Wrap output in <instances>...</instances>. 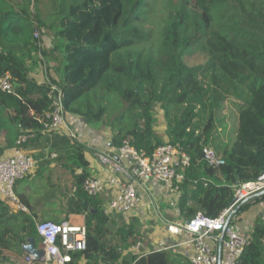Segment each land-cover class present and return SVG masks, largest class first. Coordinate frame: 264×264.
I'll return each mask as SVG.
<instances>
[{
    "label": "trees",
    "instance_id": "1",
    "mask_svg": "<svg viewBox=\"0 0 264 264\" xmlns=\"http://www.w3.org/2000/svg\"><path fill=\"white\" fill-rule=\"evenodd\" d=\"M56 1L55 35L63 42L56 83L64 110L95 127L108 125L114 147L129 139L139 151L152 154L165 143L154 130L155 108L161 106L168 142L192 159L181 183L180 217L190 219L198 212L217 217L232 203L235 182L264 173V0ZM30 11L0 0V75L9 73L14 83L11 93L0 88V156L38 142L56 151L58 161L82 168L69 203L85 214L87 248L66 252L70 260L65 264H191L172 248L124 255L122 249L141 239L139 219L127 222L123 214H105L100 195L84 191L90 177L85 144L58 131L43 135L52 86L39 83L28 66L41 47L40 28ZM197 51L207 55L206 62L188 64ZM228 100L239 110L237 134L220 163L210 165L204 148ZM24 133L31 136L18 144ZM19 199L27 210L12 211L0 201V264L6 252L13 255L10 264H27L22 245L30 237L37 244L39 215L27 197L20 194ZM262 199L264 193L256 194L239 211ZM239 264H264L263 219L253 226Z\"/></svg>",
    "mask_w": 264,
    "mask_h": 264
},
{
    "label": "built area",
    "instance_id": "2",
    "mask_svg": "<svg viewBox=\"0 0 264 264\" xmlns=\"http://www.w3.org/2000/svg\"><path fill=\"white\" fill-rule=\"evenodd\" d=\"M0 88L9 93L13 92L14 83L9 73L0 75ZM49 96L53 102L43 119L42 133L58 131L79 140L78 138L83 136L81 122L64 110L61 89L52 86ZM30 136L26 133L20 135L17 143H25ZM204 152L210 165L220 163V158L210 145L205 146ZM101 158L109 161L113 172L105 177H87L82 186L84 191L93 197L99 196L107 189H114V195L104 208L105 214H123L128 217L140 212L145 206H150L160 218L159 231L166 239L157 250L177 249L187 256L191 264H239L244 249L251 243V232L250 227L244 223L247 221L241 217L242 212H235V208L264 191V173L253 180L235 182L232 203L217 217L198 212L190 219H180L177 218L180 214L176 209L178 216L170 219L165 216L152 184L155 181L160 182L161 194L175 206L177 196L181 195V183L185 180L186 170L192 161L187 152L167 141L156 147L152 154H146L139 151L128 139L115 148V153L110 158H105V155ZM36 165V158L20 146L12 147L0 156V201L7 203L12 211L27 210L15 194L14 186L17 180L30 174ZM205 180L208 181L206 178ZM253 205L257 206L258 218L264 220V199ZM231 214L232 217L228 221ZM37 231L42 240L40 247L44 249L45 254L38 260L27 253V264H34L36 261L43 264H65L70 260L66 252L87 248L88 230L85 223L74 224L46 219L37 222ZM122 251L124 255L131 253L139 256L149 250L142 249V241L138 240ZM116 264L124 263L121 261Z\"/></svg>",
    "mask_w": 264,
    "mask_h": 264
},
{
    "label": "rangeland",
    "instance_id": "3",
    "mask_svg": "<svg viewBox=\"0 0 264 264\" xmlns=\"http://www.w3.org/2000/svg\"><path fill=\"white\" fill-rule=\"evenodd\" d=\"M7 1L16 7V9L23 8V6H26L28 10L31 9L30 12L33 15L34 20H36V25L40 28L37 31L36 36L40 40L41 47L33 53V63L32 60L28 59V66L30 67V70H32L31 74L33 78L39 83H48L51 84V86H58L56 82L60 81L63 68V42L62 39L55 35V29L57 26L56 18L58 15L57 1L35 0L34 4L28 3L27 0ZM206 60L207 55L202 51H197L193 55L188 56L187 63L190 65L203 64ZM234 100L237 101L238 99ZM238 113L239 110L235 105V102L228 100L219 115L218 127L213 134L211 143L209 144L214 148L219 158L221 157L223 150L232 144L237 134L239 124ZM72 116L76 117L74 115ZM155 117L156 121L154 123V130L160 136H164L166 142L168 141L166 135L167 121L164 117V110L159 105L155 108ZM100 125V127H95L93 125L90 126L94 128V131L104 133L105 135L107 134V137H109V126L103 123H100ZM84 127H87L88 130L92 129L88 125H82V128ZM95 128L98 131L95 130ZM80 138V141L85 140L84 137ZM2 140L1 142H3ZM47 159L50 163L56 161L59 164L68 163L66 164L67 169L64 168V166L60 168L55 167L54 170L46 168L37 174V163L36 167L30 172V174L23 179L17 180L14 186V191L18 198L21 194L29 199L30 203L33 205L34 211L39 215L37 222L46 220L44 218L61 222L68 219V210L70 209L69 202L71 199L70 194L73 193V185L71 184V179H69L71 171L70 166H72V163L66 159L58 161L56 156L51 157L50 155ZM46 175H49V177ZM51 184L54 185L53 188L51 187ZM57 184H63L65 186H57ZM162 198L165 200H168V198H165L164 194H161L158 197L165 216H171L170 219L176 218V213L171 214V212H166V210L174 211V208L178 209L181 195L177 196V203L175 206L172 202L167 204L164 203L165 200L162 201ZM133 217H135V220L136 218L139 219L137 229L139 231V238H141L140 241H142V249L153 250L158 248L163 240L166 242V239L163 238V235L159 231L161 229L160 218L150 206H145L140 212L130 214L128 217H125V219L129 222L132 221ZM36 240L37 245L42 246V240L38 231L36 233ZM11 255V252H6L5 255H3V260L1 259V263L10 264L9 257Z\"/></svg>",
    "mask_w": 264,
    "mask_h": 264
},
{
    "label": "crops",
    "instance_id": "4",
    "mask_svg": "<svg viewBox=\"0 0 264 264\" xmlns=\"http://www.w3.org/2000/svg\"><path fill=\"white\" fill-rule=\"evenodd\" d=\"M79 121L81 122V130L83 132L82 137H84L85 140L84 141L78 140V141L81 143L83 142V144H85V146L87 147V150L85 151V158L89 162V164L87 166V171H88V173H90V176L105 177L107 174H110L111 172H113V168H112L111 164L109 163V161L101 158L102 155H105V158H106V156L110 158L111 155L113 153H115L116 147H114L111 143V131H110V134H108L110 136L107 137V134L105 135L104 133H99V132L94 131L93 130L94 128L91 127L90 124L84 122L81 119H79ZM82 125H86V126L88 125L92 129L88 130L87 127L82 128ZM95 130H97V129L95 128ZM50 133L51 132H46V133H43V135L50 134ZM61 135H66V134H61ZM78 139H81V138H78ZM23 149L28 154L33 155L34 157H36L39 160L38 165H37V170H36L37 174H38V172H40L41 170L46 169V168L50 169V170H54L55 167L56 168H58V167L60 168L62 166H64V168L67 167L66 164H68V163H62V164L60 163L59 164L57 161L52 162V163H50V162L45 163L43 160L45 158H49V155L51 157H53V156L57 157L58 154L56 151H51V149L49 147H45L41 143L37 142L36 145L29 146V147H23ZM71 165L72 166H70L71 171H70L69 179H71V184L73 185V189H72L73 193L70 194V197L72 198V197H76V186L78 185L76 176L82 172V168L77 166L76 164H71ZM47 177H49V175ZM53 186L54 185L51 184L52 188H53ZM57 186H65V185L57 184ZM152 186H153V190H154L156 196L159 197L161 195L160 182L155 181V182H153ZM114 192H115L114 189H107L106 192L100 194L99 198L103 199L105 204H107V202L114 195ZM161 200L164 201L165 199L162 198ZM170 202L171 201L169 199L164 201V203H166V204L170 203ZM166 212H169V213L171 212V214H173V213H177V210H176V208H174V211L166 210ZM241 212H242L241 217H243V219H245V221H247L244 223H246L247 227H250L249 231L251 232L253 224H255V221H257V219H258L257 206L252 204L250 207H248L247 209H245ZM67 217H68V219L61 221V222H70V223H74V224L85 223V214L84 213H77L74 210L70 209V212L68 211ZM169 217H171V216H169ZM177 218L184 219L182 217H177ZM44 219H47V218H44ZM38 247H40V246H38ZM10 260H11V257H10Z\"/></svg>",
    "mask_w": 264,
    "mask_h": 264
},
{
    "label": "water",
    "instance_id": "5",
    "mask_svg": "<svg viewBox=\"0 0 264 264\" xmlns=\"http://www.w3.org/2000/svg\"><path fill=\"white\" fill-rule=\"evenodd\" d=\"M261 193H264V191H262ZM240 207L241 204L237 205L235 208V212H237L240 209ZM231 217L232 214L229 216L228 221L230 220ZM22 249L26 253L35 256V258L38 260H40L45 254L44 249L37 246L35 239L33 237L27 239V242L22 245Z\"/></svg>",
    "mask_w": 264,
    "mask_h": 264
}]
</instances>
